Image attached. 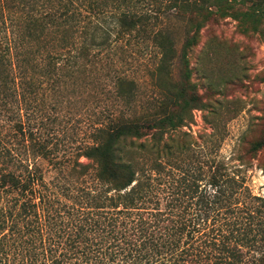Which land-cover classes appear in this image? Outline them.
<instances>
[{
    "label": "trees",
    "instance_id": "trees-1",
    "mask_svg": "<svg viewBox=\"0 0 264 264\" xmlns=\"http://www.w3.org/2000/svg\"><path fill=\"white\" fill-rule=\"evenodd\" d=\"M263 1L0 0V117L22 145L0 171V264H264V198L218 147L176 136L200 105L187 50L221 20L256 32ZM166 19L185 29L183 88L136 117V85L113 55L148 43L149 75L172 78ZM91 78L106 79L110 104L62 145L44 126Z\"/></svg>",
    "mask_w": 264,
    "mask_h": 264
},
{
    "label": "rangeland",
    "instance_id": "rangeland-1",
    "mask_svg": "<svg viewBox=\"0 0 264 264\" xmlns=\"http://www.w3.org/2000/svg\"><path fill=\"white\" fill-rule=\"evenodd\" d=\"M262 4L264 7V1ZM163 25L169 29L177 52L171 67L172 78L149 75L156 59L155 50L148 43L117 48L113 55L116 71L128 76L136 85V97L131 104L136 117L158 111L159 108L150 103L160 94H166L167 86L175 93L183 88L185 69L178 56L183 53L184 25L172 19L164 20ZM196 40L197 44L187 50V56L189 79L200 105L187 111L184 126L176 136L204 147H218L220 159L228 167L240 169L239 174L252 194L264 198V147L250 153L253 143L264 144V19L256 32L246 33L237 22L221 20L203 28ZM105 80L91 78V82L80 89L77 103L68 105L58 120L54 121L50 114L44 126L45 134H54L62 145L73 138L84 139L75 136L78 122L85 126L98 116L104 105L110 104L102 87ZM184 132L188 136H180ZM212 132L214 135L207 137L206 134ZM9 148L22 151L12 122L0 117V171L9 161L6 153Z\"/></svg>",
    "mask_w": 264,
    "mask_h": 264
}]
</instances>
